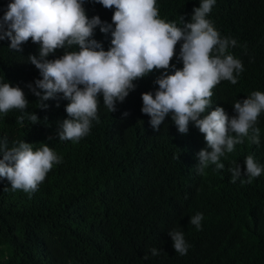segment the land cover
<instances>
[{"label": "trees", "instance_id": "trees-1", "mask_svg": "<svg viewBox=\"0 0 264 264\" xmlns=\"http://www.w3.org/2000/svg\"><path fill=\"white\" fill-rule=\"evenodd\" d=\"M11 2L0 0V22ZM201 2L156 0V7L159 18L183 27L181 17L190 22ZM82 4L88 19L99 16L112 24L107 33L97 26L90 37L109 50L115 8L97 0ZM206 19L221 37L237 41L227 54L239 59L244 71L236 84L222 80L212 89V103L201 118L216 107L231 118L237 100L264 92V0H215ZM182 43L177 42L167 70L153 69L133 81L134 90L116 102V111L110 112L99 94L98 121L74 142L57 134L59 122L68 118L69 101L59 93L41 109L27 87L42 79L28 59L39 56L40 45L29 38L16 51L9 48V39L0 40V84L19 87L28 100L23 111L0 113V140L7 137L9 147L25 141L34 151L47 145L62 158L31 196L13 191L0 178V264H264V111L256 124L260 144L245 138L220 157L224 169L209 165L204 174H198L196 165L207 143L195 123L189 121L188 132L181 134L169 113L157 131L141 111L142 94L154 96L159 88L154 81L183 68ZM64 51L57 49L46 59H57ZM26 113H36L39 121L32 124ZM21 115L23 127L16 123ZM248 155L262 168L261 175L251 183L241 184L247 177L232 183L233 161L243 171ZM197 213L203 214L200 230L190 223ZM171 230L183 233L186 255L175 252ZM153 248L158 255L151 254Z\"/></svg>", "mask_w": 264, "mask_h": 264}, {"label": "clouds", "instance_id": "clouds-1", "mask_svg": "<svg viewBox=\"0 0 264 264\" xmlns=\"http://www.w3.org/2000/svg\"><path fill=\"white\" fill-rule=\"evenodd\" d=\"M97 2L105 8H115L112 47L107 51L90 37L97 26L107 33L112 24L102 22L99 16L88 19L82 0H13L0 22V40L9 39L10 49L20 51L29 38L40 45L39 56L28 59L42 79L27 85L38 98V107L46 109L48 105L44 101L59 93L69 101L65 109L68 118L58 124L60 140L77 142L89 133L91 122L98 121L99 94L103 95L107 109L114 112L116 102H123L129 91L134 90V80L153 69L167 70L177 42L182 40L179 58L183 68L157 78L154 83L159 88L154 96L151 92L142 94L141 111L150 116V126L158 131L171 113L178 132L186 134L189 121H193L207 143V148L198 153V174H204L209 165H215L216 170L224 169L220 157L232 153L235 145L244 143L245 138L252 144H260V129L256 124L264 111V92L254 91L243 101L237 100L233 104L236 115L231 118L223 107H216L201 118L212 103V89L222 80L236 84L244 71L242 62L227 54V49L236 46L237 41L221 37L206 19L215 0H202L190 22H185L182 16L183 27L159 18L156 0ZM74 46L79 51L66 50ZM57 49L65 50L61 57L46 59ZM27 105L28 100L19 87L0 84V113L7 114L11 109L23 111ZM26 116L32 124L39 121L36 113ZM24 120V115L18 116L16 123L23 127ZM0 157V178L10 183L13 191L22 190L29 196L38 190L53 165L62 162L47 145L34 151L30 143L13 141L9 147L7 137L0 140ZM233 163L235 167L229 169L232 183L241 177H247L240 180L241 184L251 183L261 175L262 168L252 155L245 158L243 171L238 163ZM202 219L203 214L197 213L190 223L200 230ZM168 235L175 252L186 255L189 245L183 233L171 230ZM151 254L155 256L159 252L153 248Z\"/></svg>", "mask_w": 264, "mask_h": 264}]
</instances>
